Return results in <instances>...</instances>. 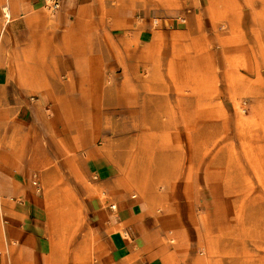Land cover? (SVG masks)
Listing matches in <instances>:
<instances>
[{
    "label": "rangeland",
    "instance_id": "374dc122",
    "mask_svg": "<svg viewBox=\"0 0 264 264\" xmlns=\"http://www.w3.org/2000/svg\"><path fill=\"white\" fill-rule=\"evenodd\" d=\"M16 2L0 171L34 198L49 263L103 253L95 197L144 203L164 264H264V0Z\"/></svg>",
    "mask_w": 264,
    "mask_h": 264
},
{
    "label": "crops",
    "instance_id": "0c3cea01",
    "mask_svg": "<svg viewBox=\"0 0 264 264\" xmlns=\"http://www.w3.org/2000/svg\"><path fill=\"white\" fill-rule=\"evenodd\" d=\"M17 1V7L43 2ZM73 3L79 6V0L62 1L66 10ZM4 77L0 70V85L5 83ZM26 108L27 105H24L21 115L27 112ZM21 192L1 170L0 264H50L49 241L33 211L35 200ZM110 202H101L95 197L87 202L89 223L98 237L97 240L93 239V248L98 246L105 249L93 264H164L160 257H150L156 252V233L150 227L153 219L145 214L147 206L128 198L116 200L112 203L114 207Z\"/></svg>",
    "mask_w": 264,
    "mask_h": 264
},
{
    "label": "built area",
    "instance_id": "2783aa9c",
    "mask_svg": "<svg viewBox=\"0 0 264 264\" xmlns=\"http://www.w3.org/2000/svg\"><path fill=\"white\" fill-rule=\"evenodd\" d=\"M62 1L63 0H44V5L50 12H55L61 7ZM96 176V174L93 175L94 178H96ZM31 178L32 185L36 190H39V179L36 174H33ZM111 207H114V205L112 204Z\"/></svg>",
    "mask_w": 264,
    "mask_h": 264
}]
</instances>
